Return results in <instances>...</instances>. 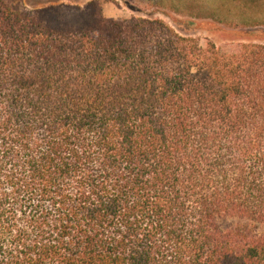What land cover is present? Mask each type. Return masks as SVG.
Instances as JSON below:
<instances>
[{
    "label": "trees",
    "instance_id": "16d2710c",
    "mask_svg": "<svg viewBox=\"0 0 264 264\" xmlns=\"http://www.w3.org/2000/svg\"><path fill=\"white\" fill-rule=\"evenodd\" d=\"M106 2L217 10L0 0V264H264V43ZM239 18L263 33L264 11Z\"/></svg>",
    "mask_w": 264,
    "mask_h": 264
},
{
    "label": "rangeland",
    "instance_id": "374dc122",
    "mask_svg": "<svg viewBox=\"0 0 264 264\" xmlns=\"http://www.w3.org/2000/svg\"><path fill=\"white\" fill-rule=\"evenodd\" d=\"M90 0H24L25 6L29 9H41L55 4H74L86 5ZM209 2L208 7L217 10H181L183 13H176L174 10L165 8L151 7L149 10H138L126 2H121L119 5L112 2L104 4V14L107 17L116 19H128L132 16H147L157 18L160 17L172 26H174L180 33L196 37L201 44L205 46L208 40L214 41L219 46H224L228 43L238 42H262L264 43V30L260 34H246L247 29H243L241 25H237L239 15L243 12L246 14H253L257 11L264 10H246L235 5H225L220 7L219 0H205ZM204 2V0H202ZM190 12H200L203 14H219L226 16L229 22H220L217 19L207 16L199 18L193 17ZM230 221L224 223L227 226Z\"/></svg>",
    "mask_w": 264,
    "mask_h": 264
}]
</instances>
